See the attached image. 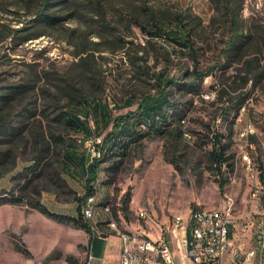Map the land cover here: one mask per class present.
<instances>
[{
  "label": "trees",
  "instance_id": "1",
  "mask_svg": "<svg viewBox=\"0 0 264 264\" xmlns=\"http://www.w3.org/2000/svg\"><path fill=\"white\" fill-rule=\"evenodd\" d=\"M210 1L214 8L210 26L214 31L223 29V34L216 45L215 59L205 63L202 57L206 54L203 42L206 25L203 18L190 7L175 10L173 7L138 0H118V5L110 0H20L16 4L17 10L13 11L0 1V11L3 14L19 13L23 9L26 16L30 17L26 22L17 21L18 24L22 23L19 27L0 20V47L7 43L24 44L44 35L51 36L54 31L68 37L67 41L74 46L73 54L77 58L70 71L58 75L35 69L38 62L32 63L30 76L25 80L9 82L0 73V180L14 171L19 159L28 153V162L11 177L21 193L17 194V188L14 187L9 190L1 189L0 205L26 203L57 222H72L76 227L91 233L81 209L90 197L97 196L95 180L101 165L109 160V155L108 158L104 156L109 141L112 154H125L122 152L145 136H185L188 133L192 137L187 123L183 122L186 120L184 109L173 100L178 94H192L194 98L199 97L203 103L215 107V115H212L215 125L208 124V130L198 134L204 137L199 143L201 147L210 148V169L219 176V186L223 190L228 180L223 168L232 167L235 158L230 153L232 143L227 139L230 140L234 134L241 109L251 101H257L254 90L264 81V34L253 32L256 25L249 26L243 18L244 0ZM110 13L111 16L108 17ZM75 20L84 25L85 29L66 27V22ZM134 26L147 37L148 45L153 39H161L180 48L192 60L193 69L187 62L179 77H170L165 69L154 71V66L149 64L148 49L128 38L130 35L127 33L131 34ZM209 48L212 49L211 45ZM120 51H124L130 61L133 72L130 80H139L145 91L137 102L139 106L136 110H129L112 120L109 97L105 96L108 84L100 59L106 58V52L116 54ZM167 59L170 60V55ZM235 61L240 66L236 73L227 76ZM213 76L219 81L217 85H213L217 95L210 102L202 96L203 84L208 77ZM43 77L48 79V88L39 87ZM135 97L134 94L128 96L125 106L136 104ZM38 98L43 100L45 107L42 109L37 105ZM48 101L51 102L46 103ZM193 102L194 100L191 101ZM93 113L101 116L106 127L113 124V128L106 135L102 155L88 164L86 151L85 154L77 152L70 137L56 132L54 128L66 132L81 131L90 136L92 130L87 118H94ZM35 123L38 126L33 128ZM225 123L227 133L222 129ZM44 124H48L49 131ZM176 124L178 127L174 128ZM250 141L256 145L253 150L259 152L256 166L264 202L262 152L254 134L250 136ZM54 152L62 156L60 163L64 171L66 166L74 164L85 173L86 192L82 198L77 197L81 202L78 216L52 211L40 199L31 200L23 193L32 188L34 193L41 194L43 188L47 189L41 186L42 182L50 181L61 186L65 184L53 159ZM131 202L132 193L128 189L113 206L114 214L118 215L120 211L126 218ZM111 203L109 199L97 202L98 205ZM103 223L100 221L98 225ZM22 250L29 253L26 249Z\"/></svg>",
  "mask_w": 264,
  "mask_h": 264
},
{
  "label": "rangeland",
  "instance_id": "2",
  "mask_svg": "<svg viewBox=\"0 0 264 264\" xmlns=\"http://www.w3.org/2000/svg\"><path fill=\"white\" fill-rule=\"evenodd\" d=\"M11 10L16 11L20 0H0ZM84 1V0H72ZM114 1L118 5V0ZM137 1V0H135ZM156 5L173 7L176 9L191 8L195 13L203 18L206 28L203 30V41L206 45V54L202 57L204 63L208 60H214L217 54L216 45L218 40L222 38L223 29L214 31L210 26V20L214 14V8L210 0H138ZM17 4V5H16ZM111 16V13L108 17ZM242 16L249 26L256 25L253 32L256 34H264V0H244L242 8ZM0 20L5 23H12L15 27H19L17 21H29L30 17L26 16L25 10L21 9L19 13L3 14L0 11ZM259 26V27H257ZM66 27H79L84 30V25L78 21L66 22ZM262 29V30H261ZM132 33L128 37L134 39L137 43L145 46L149 54V64L154 66V71L168 70L170 77H179L181 69L187 62L193 69V62L188 55L183 54L180 48L174 47L161 39H153L150 45L146 44L147 37H143L140 29L136 26L132 28ZM262 31V32H259ZM51 36H41L30 40L24 44H5L0 47V73L7 77L9 82L25 80L30 76L32 63L38 62L39 71L47 70L52 75L62 74L71 70L75 61H77L74 53V46L67 41L68 37L62 33L52 32ZM94 39L97 40L96 37ZM211 45L212 49L209 48ZM105 59H100L105 70L107 80L106 98L109 97L108 106L113 120L116 116L126 113L129 110L138 108V100L143 96L144 87L139 80L131 79L133 74L130 61L124 51L116 54L106 52ZM170 55V60L167 57ZM211 61V62H212ZM264 65V58L262 61ZM240 65L235 61L228 70L227 76L236 73ZM220 73V71H218ZM218 79L208 77L203 84L204 93L202 96L207 101H213L212 93L214 91V99L217 92L213 85H217ZM48 79L41 78L39 87L48 88ZM147 87V86H146ZM264 81L254 90V97L257 101H251L244 115L245 121H251L258 126L262 120V114L257 110V106L264 102ZM147 92V91H146ZM131 93V94H130ZM152 93H155L152 91ZM135 95L134 105L125 106L126 98ZM173 100L184 109L185 119L188 129L191 131L192 137L186 138L184 135L174 136L168 134H155L145 136L136 140L131 147L125 150V154H112L111 142L107 145L105 157L108 161L104 162L99 174L95 180L97 185V196L95 199L96 214L94 222L98 223L99 231L105 234L117 232L128 233L132 236H138L146 239H158L160 236L167 235L164 223L171 222L174 217H180L182 221H188L191 212L198 206L217 208L220 205L226 193L234 195L237 200L236 214L239 216L244 213H255L258 208H263V199L258 205L256 201H251L252 189L247 179L246 173H253L249 170L247 164H243V160L237 157L236 146V124L234 126V134L231 139H227L232 143L230 153L235 158L233 166H225L227 183L224 189H220L218 179L219 176L210 169L209 147L203 148L199 143L204 137L198 133L207 131V125H215L212 118L214 114V106L209 103H203L201 98L192 94L186 96L176 95ZM194 100L193 103L191 101ZM48 101L46 103H50ZM117 103V106H115ZM37 105L44 108L42 99L38 98ZM46 105V104H45ZM94 114V113H93ZM92 127H97L98 133L111 132L113 124L108 127L103 124L100 115L91 117ZM220 122V120L218 121ZM178 124V123H177ZM175 127H178V125ZM243 124V122H242ZM38 126L35 123L32 127ZM48 129V124H44ZM227 123L222 127L227 133ZM145 129V126H143ZM57 132H62L74 142L77 152L84 153L86 151V140L88 136L84 132H66L61 129L54 128ZM188 134V133H187ZM189 136H191L189 134ZM252 148V146L250 145ZM105 150V149H104ZM255 161L259 152L255 149H249ZM58 152H54V161L61 171V175L65 184L48 182L40 183L43 188L41 194L34 193L32 188L25 195L32 199H40L43 203L48 204L52 209L62 211L78 216V206L81 203L77 197H83L86 192V176L85 173L74 164L66 166L64 171L61 167L62 156ZM114 155V156H113ZM28 153L26 152L20 159L19 164L14 171L6 175L0 180L1 189L17 188V194L21 193L16 183L11 180L12 175L21 170L28 162ZM52 159V158H51ZM78 161V160H77ZM173 161V162H171ZM246 165V166H245ZM110 166V167H109ZM112 166V167H111ZM79 169V170H78ZM131 189L132 202L127 217L118 213L113 214L115 225L111 226L104 220L100 214L102 205L97 202L102 199L112 201L111 206H115L121 197ZM100 207V208H99ZM141 209H147L149 213L155 215L160 221L162 227L153 226L152 222H147L138 216ZM40 213V212H39ZM101 216V217H100ZM100 217V218H99ZM109 219L111 217L108 216ZM38 214V210L31 208L26 203L22 204H2L0 205V264H9L10 259L16 256V244H24V235L26 232L34 230H46L48 234V243L55 247L54 255H67L68 259L75 261L78 259L79 252L86 250L88 247L84 244V239L91 236L90 232L76 227L72 222L60 223L57 221L43 220ZM98 219V220H97ZM21 233V234H20ZM148 234V235H147ZM122 241V239H121ZM37 250V248H36ZM81 257V256H80ZM79 257V258H80ZM81 259V258H80ZM83 259V258H82ZM81 264H85V258ZM179 264H182L179 262Z\"/></svg>",
  "mask_w": 264,
  "mask_h": 264
},
{
  "label": "built area",
  "instance_id": "3",
  "mask_svg": "<svg viewBox=\"0 0 264 264\" xmlns=\"http://www.w3.org/2000/svg\"><path fill=\"white\" fill-rule=\"evenodd\" d=\"M143 37H146L142 35ZM214 100V91L212 93ZM248 106H244L239 114L236 126L237 157L243 160V164L253 165V173H246L252 189L251 201L259 205L262 200V191L258 184V169L256 161L250 149V136L256 131L255 124L245 121L244 115ZM92 134L86 140L87 163L100 157L104 151L106 135L108 132L98 133L97 127H92L91 116L87 118ZM243 122V124H242ZM185 137L191 136L185 133ZM90 197L82 205L81 214L87 218L93 236L102 235L103 232H96L95 218H91L93 211V199ZM237 200L234 195L226 193L219 206L217 213H210L209 207H196L188 221L177 222V217L171 222L164 223L166 237L158 239H146L138 236L123 233V247L119 264H177L172 248V239L175 240L178 250L182 251L190 264H264V208H258L255 213L243 217L240 228L243 232L252 233L253 245L245 242H236L231 235L232 230L240 222L236 214ZM107 215L113 218V206L108 204ZM138 216L153 222V226L162 227L157 217L147 209H141ZM148 235V234H147ZM142 246H153L156 249V260H149L146 254L142 253Z\"/></svg>",
  "mask_w": 264,
  "mask_h": 264
},
{
  "label": "crops",
  "instance_id": "4",
  "mask_svg": "<svg viewBox=\"0 0 264 264\" xmlns=\"http://www.w3.org/2000/svg\"><path fill=\"white\" fill-rule=\"evenodd\" d=\"M257 110L261 112V116L263 118L260 124L256 126L254 136L257 139L258 144L260 145L262 159L264 161V102L260 103L257 106ZM251 145V149L253 150V147H255L256 145L252 142ZM46 205L52 211L75 216L74 214L54 210L48 204ZM38 214H40V216L44 218L43 220L55 221L42 214L41 212L39 213V211ZM248 215L249 213L239 215L240 222L237 224L236 228L232 230L231 235L234 237L236 242H245L252 246V233L249 231L243 232L240 228L243 217H246ZM47 238L48 234L46 230H34L32 232H26L24 235V244H16V256L10 259L9 264H81L84 258L85 264H119L120 262L122 241L120 235L117 232H113L111 234L103 233L100 236H93L91 234V236L86 237L84 239V244H86L88 247H86V250H81L79 252L78 259L75 261L69 260L66 254L61 256L54 255L55 247L48 243ZM171 244L172 248L175 249L174 254L176 263L179 264V262H181L182 264H190L189 259L185 258L182 251L178 250L177 245H175L174 239H172ZM22 249L28 250L29 253H25Z\"/></svg>",
  "mask_w": 264,
  "mask_h": 264
},
{
  "label": "bare ground",
  "instance_id": "5",
  "mask_svg": "<svg viewBox=\"0 0 264 264\" xmlns=\"http://www.w3.org/2000/svg\"><path fill=\"white\" fill-rule=\"evenodd\" d=\"M247 167L249 170H253V165L247 164ZM95 199H96V197L93 199V211H91V218H96V214L98 213L97 212L98 210L96 211ZM106 206H108V204L100 206L101 207L100 214L102 215L104 220L108 222L109 225L114 226L115 222H112L111 219L108 218L109 215H107ZM210 213H217V208H210ZM98 215H99V213H98ZM85 220L87 221V218H85ZM145 220L149 222L148 219H145ZM177 222H184V221H182V219L180 217H177ZM98 223L96 224V232H100ZM126 234L130 235L128 233H126ZM121 239H122V247H123V233H121ZM121 252H122V248H121ZM142 253L146 254V256H147V258H149V260H156V249H154L153 246H142ZM120 260H121V253H120Z\"/></svg>",
  "mask_w": 264,
  "mask_h": 264
}]
</instances>
